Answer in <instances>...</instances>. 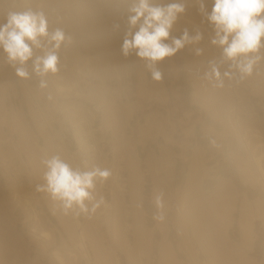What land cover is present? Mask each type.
<instances>
[{"label": "rangeland", "instance_id": "374dc122", "mask_svg": "<svg viewBox=\"0 0 264 264\" xmlns=\"http://www.w3.org/2000/svg\"><path fill=\"white\" fill-rule=\"evenodd\" d=\"M189 1L153 0L183 5L205 27L174 21L164 43L185 33L189 41L153 64L123 48L139 28L129 20L133 0H0V25L31 9L45 14L49 33L65 34L58 72L46 76L34 62L52 50L48 38L24 65L0 47V264H264V180L254 162L264 149V63L245 79L251 87L235 93L227 79L216 87L206 74L229 62L210 48L214 0ZM195 65L199 77L187 73ZM90 104L110 152L94 167L72 131L75 112ZM53 154L109 172L85 210L65 211L46 190L42 160Z\"/></svg>", "mask_w": 264, "mask_h": 264}, {"label": "clouds", "instance_id": "9594fccd", "mask_svg": "<svg viewBox=\"0 0 264 264\" xmlns=\"http://www.w3.org/2000/svg\"><path fill=\"white\" fill-rule=\"evenodd\" d=\"M184 11L183 5L172 3L166 6L154 4L153 0H133L130 8V24H139L138 31L131 39H125V54L129 49H137V55L153 64L173 55L189 41L185 33L182 39H174L172 44L164 43L169 38L170 29L178 13ZM215 26L214 45L222 49L223 62L228 69L221 71L213 63L206 74L216 81V87H224V81L245 80L253 74L256 64L264 59V0H214V7L208 17ZM47 17L43 12H12L7 22L0 25V47L7 53L10 62L24 65L33 56V47L40 46V38H48L52 50L37 57L34 71L40 76L58 72L56 49L65 40L63 30L49 33ZM197 36L195 39H199ZM17 75L28 78L24 67L17 68ZM160 72L153 77L160 79ZM46 84L42 81L41 87ZM45 167L46 190L54 200L61 203L65 211L78 207L85 210V200L92 198V190L97 179H107L109 172L94 168L83 171L72 167L60 155H47L42 160Z\"/></svg>", "mask_w": 264, "mask_h": 264}, {"label": "built area", "instance_id": "2783aa9c", "mask_svg": "<svg viewBox=\"0 0 264 264\" xmlns=\"http://www.w3.org/2000/svg\"><path fill=\"white\" fill-rule=\"evenodd\" d=\"M216 38V35L212 36L210 38V48L215 54H221L222 49L218 45H214L212 43V40ZM264 51V50H262ZM264 63V59L259 61L256 65ZM90 70L89 64L86 63L82 69L81 74L82 77L85 76ZM187 73L193 77H199L202 73V68L199 65H195L187 69ZM243 81H240L237 83L234 82L232 86V90L237 93L240 92L242 87ZM238 113L239 111V104L236 103V105L232 108L233 112ZM76 119L78 121H81L82 130H81V137H82V144L78 147V153L82 155L84 160H87L88 165H92L94 167L95 163L101 160L104 157H108L110 152H108L105 148L104 139L101 136V126L99 124H96V120H98L101 116L99 106L96 104H90L86 106L85 108H80L78 111L75 112ZM99 116V117H98ZM75 125V124H74ZM72 131H74L75 139L80 136L77 133L76 126H72ZM77 142V140H76ZM92 167V168H93ZM94 169V168H93Z\"/></svg>", "mask_w": 264, "mask_h": 264}, {"label": "bare ground", "instance_id": "6f19581e", "mask_svg": "<svg viewBox=\"0 0 264 264\" xmlns=\"http://www.w3.org/2000/svg\"><path fill=\"white\" fill-rule=\"evenodd\" d=\"M196 1V0H195ZM189 2H192L191 0L189 1ZM178 20H182V21H184V22H186V23H188V24H191V25H193V26H195V27H197V28H205L203 25H201V24H199L198 22H195L194 20H192V19H190L189 17H187V16H185V15H183V14H181V13H178L177 14V16H176V19H175V21H178ZM243 84H244V86L246 85L247 87H251V86H249V84L247 83V81H243ZM55 86H56V88H57V90L58 91H62V90H64V89H69L70 88V86H69V84H66V85H61L60 83H58V82H56L55 83ZM246 87V88H247ZM244 88V87H243ZM251 89V88H250ZM246 90V89H245ZM248 90V89H247ZM231 111H232V109H231ZM231 111H230V113H231ZM239 113V112H238ZM237 114V113H236ZM230 115H233L232 113L230 114ZM229 115V116H230ZM238 115V114H237ZM235 116V115H234ZM230 118V117H229ZM235 118V117H234ZM238 119V118H237ZM236 119V120H237ZM230 120V122H231V119H229ZM77 121H78V119H77ZM234 121V120H233ZM233 123V122H232ZM231 124V123H230ZM234 125V124H233ZM76 126H77V128H76V130H77V132H78V134L80 135L81 133V130H82V127H81V123H80V121L79 122H77V124H76ZM246 133H248V132H246ZM245 134V133H244ZM243 136V135H242ZM78 143H79V145H81L82 144V137H81V135L79 136V138H78ZM247 144V143H246ZM249 145V144H248ZM260 146H263V143L260 141ZM264 148V147H263ZM260 150V149H259ZM264 149H261L260 150V152H259V155H257V156H255L254 157V162H255V164H256V167H257V169H258V171H259V173H260V175H261V178L264 180ZM197 171V170H196ZM196 173V172H195ZM194 173V174H195ZM26 201H28V202H30L29 200H26ZM199 203V202H198ZM200 204V203H199ZM105 206H108V203H105ZM185 206V205H184ZM199 206V205H198ZM197 206V207H198ZM200 207V206H199ZM198 207V208H199ZM195 215V214H194ZM185 216V215H184ZM207 217V216H206ZM191 219V218H190ZM189 219V220H190ZM196 220H197V218H196ZM192 221H194V220H192ZM209 221V220H208ZM185 222V221H184ZM198 222V221H197ZM200 222V221H199ZM198 222V223H199ZM202 222V221H201ZM79 223V222H78ZM185 224H186V222H185ZM195 224V223H194ZM197 224V223H196ZM193 227V226H192ZM197 230V229H196ZM199 230V229H198ZM202 231V230H201ZM184 232V231H183ZM193 232V231H192ZM197 233V232H196ZM201 233V232H200ZM80 239H81V242L79 243V245L81 246V247H83L84 246V244H83V231L82 232H80ZM199 234V233H198ZM197 235V234H196ZM203 235V234H202ZM148 238H149V236H147ZM147 238V239H148ZM139 240V239H138ZM207 240V239H206ZM212 240V239H211ZM201 241V240H200ZM220 242V241H219ZM203 244V243H202ZM205 244V243H204ZM212 244V243H211ZM209 245V244H208ZM204 246V245H203ZM222 246V245H221ZM209 248H211V247H209ZM161 252V251H160ZM165 252H166V250H165ZM171 252V251H170ZM223 253V252H222ZM213 254V253H212ZM169 256V255H168ZM168 256L166 257V258H168ZM172 256V255H171ZM217 256V255H216ZM226 256V255H225ZM57 257H58V259H60L61 260V258H60V256L59 255H57ZM103 257V256H102ZM106 257V256H105ZM108 257V256H107ZM164 257H165V255H164ZM104 258V257H103ZM189 258V257H188ZM97 259V258H96ZM104 259H106V258H104ZM228 259V258H227ZM107 260H108V258H107ZM220 260V259H219ZM102 262V258L101 257H99L97 260H96V264H100L99 262ZM105 261V260H104ZM159 261H160V259H159ZM210 261V260H209ZM214 261V260H213ZM220 261H222V260H220ZM115 262H117V261H115ZM194 262V261H193ZM215 262V261H214ZM231 262V261H230ZM213 263V262H212ZM195 264V263H194ZM222 264V263H221Z\"/></svg>", "mask_w": 264, "mask_h": 264}]
</instances>
